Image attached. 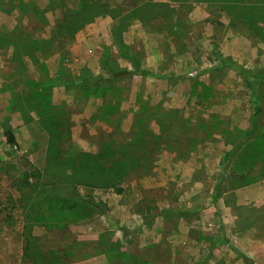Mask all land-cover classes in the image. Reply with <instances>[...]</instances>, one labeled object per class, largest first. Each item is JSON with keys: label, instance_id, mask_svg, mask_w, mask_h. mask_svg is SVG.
I'll use <instances>...</instances> for the list:
<instances>
[{"label": "rangeland", "instance_id": "rangeland-1", "mask_svg": "<svg viewBox=\"0 0 264 264\" xmlns=\"http://www.w3.org/2000/svg\"><path fill=\"white\" fill-rule=\"evenodd\" d=\"M233 5L0 0V264H33L22 260L26 235L90 257L67 264H125L119 253L140 264H243L239 252L264 264V18ZM17 31L34 41L25 55L28 41L19 53L11 43ZM104 55L128 71L134 55L162 78L79 86L105 76ZM87 158L126 163L125 173L65 195L71 172L59 162ZM86 197L102 215H79ZM103 233L110 261L93 250Z\"/></svg>", "mask_w": 264, "mask_h": 264}, {"label": "trees", "instance_id": "trees-1", "mask_svg": "<svg viewBox=\"0 0 264 264\" xmlns=\"http://www.w3.org/2000/svg\"><path fill=\"white\" fill-rule=\"evenodd\" d=\"M221 2L222 6L227 7L230 6L231 4L237 5V6H244L247 9H243V17H248L252 18L254 14H257V16H262L261 21L264 18V0H219ZM233 5V6H234ZM148 7L155 8L159 7L157 5L149 4L147 5ZM84 9H86V13L80 12L79 17L77 18L78 21L82 24L88 23L91 21V15L94 12L95 7L90 5L89 3L84 6ZM77 21V22H78ZM72 23H65L63 26L68 28L70 32H72V29L70 26ZM75 28H79L77 24H75ZM16 37V41H18L15 44H13V41H11L14 49L19 53L18 47L23 46L26 41L28 43L24 44L25 47H22V54H26V46L31 42L33 43L34 41H30L28 39V35L22 34V32L17 31V34L14 36ZM22 40L20 43L19 41ZM18 46V47H17ZM119 48L120 50L127 51L128 47L125 46L123 43H119ZM31 53H34V51H31ZM29 52V56L31 59H35V57L31 56ZM36 53V52H35ZM27 56V55H26ZM101 65L103 67V70L105 72V76L103 77H96V78H88V79H83L82 81L80 80L77 82L80 84L79 86L85 85V83H89L88 87H91L93 90H97L98 86H103L105 85H111L116 82H121L125 81L129 78H131L133 75H137L140 77H146V78H155V79H160L162 78L160 75L153 74L152 72L146 71L142 68L140 64V60L136 58L134 55H130V60H131V66H132V71L124 70V69H119L116 65L112 64L107 56H102L101 57ZM221 63L225 64L227 63L228 59H222L220 58ZM234 69H237L235 65H233ZM90 79V80H89ZM70 83H75V81H70ZM68 84V83H67ZM96 94V93H95ZM3 138H4V143L5 146L7 147L8 150L10 151H15L18 148V145L14 139V136L10 130H7L3 133ZM52 152V150H50ZM229 158V155H226L224 157V161H226ZM56 161V156L52 155L51 157V162ZM49 163V161H48ZM129 165L131 164L128 162ZM63 165L61 162H59V165L57 168H61L63 170L64 166H69L71 175L67 177V182L68 185L71 186V190L66 191L65 195L67 196H79V193L77 192V186L82 185L83 187H87L90 189H104L108 186L107 184V176L109 173H113L112 175L116 178H120L122 173H125L126 170V163H111V165L108 167V165H104L100 162H96V164L90 163V160L87 158V160L81 159L79 161L78 165H73L69 162L64 163ZM55 175H58V170L56 171ZM104 176V177H103ZM66 182V183H67ZM117 193H121L122 190L116 189ZM91 197H86V198H81L79 201L81 203L80 205V214L83 218L89 217V216H96V212L94 211L95 208L98 209V214L102 215V207L101 202L97 203L100 204H94L92 202ZM169 213V212H167ZM179 213V212H178ZM264 213V212H263ZM140 214V212L138 213ZM181 215V213H180ZM264 218V217H263ZM108 236L103 233L100 235V238L98 239V242L96 243V249L94 248L93 250L98 251L100 255L106 256L109 261L113 257L114 254H109L110 252H107L106 250V243L105 240H107ZM75 248V247H72ZM23 259L28 258L29 261L33 262V264H67L66 260L69 258L72 260L73 258H76L77 256L80 255V259H84L86 257L83 256V254H79V252H76L74 249L73 251L68 249V248H63V247H54V248H49L47 247L43 241H39L37 237H30V236H24V243H23ZM79 254V255H77ZM108 254V255H107ZM77 255V256H76ZM239 258L242 260L243 264H253L252 260L246 257L245 255L241 254L240 252L238 253ZM119 258L123 260L125 264H140L139 259L134 256V255H123V253H119ZM90 258L89 256L86 258ZM79 259V260H80Z\"/></svg>", "mask_w": 264, "mask_h": 264}, {"label": "crops", "instance_id": "crops-1", "mask_svg": "<svg viewBox=\"0 0 264 264\" xmlns=\"http://www.w3.org/2000/svg\"><path fill=\"white\" fill-rule=\"evenodd\" d=\"M226 264V263H225Z\"/></svg>", "mask_w": 264, "mask_h": 264}]
</instances>
